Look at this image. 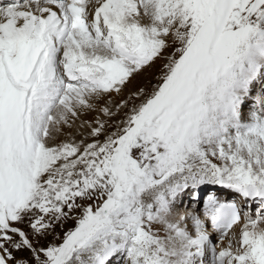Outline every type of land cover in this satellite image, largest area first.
<instances>
[{"label":"snow or ice","instance_id":"obj_1","mask_svg":"<svg viewBox=\"0 0 264 264\" xmlns=\"http://www.w3.org/2000/svg\"><path fill=\"white\" fill-rule=\"evenodd\" d=\"M0 264H264V0L0 2Z\"/></svg>","mask_w":264,"mask_h":264},{"label":"rangeland","instance_id":"obj_2","mask_svg":"<svg viewBox=\"0 0 264 264\" xmlns=\"http://www.w3.org/2000/svg\"><path fill=\"white\" fill-rule=\"evenodd\" d=\"M171 52V49L169 50ZM166 53L165 55H167ZM163 61H158L156 65L149 69L148 71L144 72L143 74L137 76L135 80L128 86V88L125 90V93H130L138 90L139 88L143 87L147 90H151L152 86L157 82L156 78L160 74V69L162 67ZM150 81V82H149ZM149 82V83H148ZM117 101H119L121 98L116 97ZM91 119V117H89ZM188 203V198L185 200V205ZM74 226V221L69 220L65 223L64 228L61 229L60 227L56 228V232L59 234H63L64 231H67L68 229L72 228ZM51 238L49 237V240ZM42 243L46 244L48 241H42ZM19 256L27 257L28 253L27 252H21L18 254Z\"/></svg>","mask_w":264,"mask_h":264},{"label":"bare ground","instance_id":"obj_3","mask_svg":"<svg viewBox=\"0 0 264 264\" xmlns=\"http://www.w3.org/2000/svg\"><path fill=\"white\" fill-rule=\"evenodd\" d=\"M0 2H4V3H6V2H8V0H0ZM150 82V81H149ZM148 82V83H149ZM128 92V91H127ZM125 93V97L129 94V93ZM218 194L221 196V198L222 199H228V200H231V199H233L234 198V194H231V193H228L227 191H220V192H218ZM187 199V198H186ZM185 199V200H186Z\"/></svg>","mask_w":264,"mask_h":264}]
</instances>
